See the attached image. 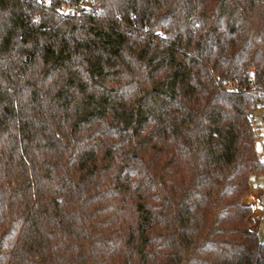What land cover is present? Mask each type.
<instances>
[{
    "label": "trees",
    "instance_id": "trees-1",
    "mask_svg": "<svg viewBox=\"0 0 264 264\" xmlns=\"http://www.w3.org/2000/svg\"><path fill=\"white\" fill-rule=\"evenodd\" d=\"M61 1L0 0V264H264V0Z\"/></svg>",
    "mask_w": 264,
    "mask_h": 264
},
{
    "label": "built area",
    "instance_id": "built-area-1",
    "mask_svg": "<svg viewBox=\"0 0 264 264\" xmlns=\"http://www.w3.org/2000/svg\"><path fill=\"white\" fill-rule=\"evenodd\" d=\"M43 1L47 7H50L52 4V0H43ZM80 2H81V0H80ZM78 11L79 10L75 4V0H62L61 1V4L59 6V12L62 15H64V16L74 15V14H77ZM230 84H232V83H230ZM256 109H257L256 110L257 112L259 111V113L264 114V112H260L262 110L260 103L256 104ZM258 142L260 143V150H259L260 156H261L262 160H264V137L262 136L261 133L258 134ZM263 182H264V176L259 178V179H254L252 181V188L257 189L255 187H259V183H263ZM258 190H259V195L257 197L258 205L259 206L261 205L262 207H264V186H262V188L261 189L259 188ZM261 231H262V228L257 230V233H261Z\"/></svg>",
    "mask_w": 264,
    "mask_h": 264
},
{
    "label": "rangeland",
    "instance_id": "rangeland-1",
    "mask_svg": "<svg viewBox=\"0 0 264 264\" xmlns=\"http://www.w3.org/2000/svg\"><path fill=\"white\" fill-rule=\"evenodd\" d=\"M261 133H262V136L264 137V127H262V132ZM257 147L260 150V143L259 142H257ZM260 185L264 186V182L263 183H260ZM254 190L255 189H253L251 187L250 192L243 198V203L245 205L250 206L252 208V211L253 212H252V216H251L252 217V222H250V228L253 231L257 232V230H259L260 228H262V222H263V219H264V211H263L262 206L261 205L260 206L258 205V199H257V197L259 195V192L256 194L255 197H252ZM261 215L263 216L262 219H261Z\"/></svg>",
    "mask_w": 264,
    "mask_h": 264
},
{
    "label": "crops",
    "instance_id": "crops-1",
    "mask_svg": "<svg viewBox=\"0 0 264 264\" xmlns=\"http://www.w3.org/2000/svg\"><path fill=\"white\" fill-rule=\"evenodd\" d=\"M255 188H257V189L260 188V189H261V188H262V185H260V183H259V187H255ZM253 189H254V188H253ZM262 213H263V212H262ZM262 217H263V216L261 215V219H262ZM253 218H254V217H253Z\"/></svg>",
    "mask_w": 264,
    "mask_h": 264
}]
</instances>
